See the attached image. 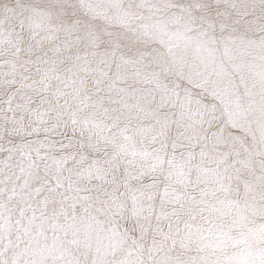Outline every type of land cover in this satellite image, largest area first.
Masks as SVG:
<instances>
[{
    "label": "snow or ice",
    "instance_id": "snow-or-ice-1",
    "mask_svg": "<svg viewBox=\"0 0 264 264\" xmlns=\"http://www.w3.org/2000/svg\"><path fill=\"white\" fill-rule=\"evenodd\" d=\"M0 264H264V0H0Z\"/></svg>",
    "mask_w": 264,
    "mask_h": 264
}]
</instances>
